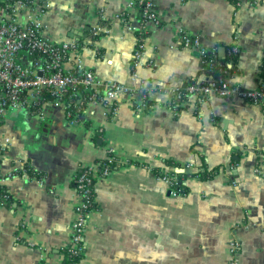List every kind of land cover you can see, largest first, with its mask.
Masks as SVG:
<instances>
[{
    "label": "crops",
    "instance_id": "crops-1",
    "mask_svg": "<svg viewBox=\"0 0 264 264\" xmlns=\"http://www.w3.org/2000/svg\"><path fill=\"white\" fill-rule=\"evenodd\" d=\"M148 1L158 24H146L133 76L140 16L130 0H43L42 37L80 44L64 68L79 62L99 83L130 92L86 103L73 125L62 106L7 114L0 264H65L79 203L74 179L109 153L122 166L93 185L78 264H264V109L216 96L186 97L177 115L171 108L177 89L204 81L199 51L182 45L186 37L215 49L218 61L235 45L228 85L259 87L264 0ZM100 27L106 30L94 35ZM155 83L161 88H148L142 102L139 90ZM167 161L218 170L210 181L188 179V193L172 197L153 171L166 170ZM232 242L239 244L233 257Z\"/></svg>",
    "mask_w": 264,
    "mask_h": 264
},
{
    "label": "built area",
    "instance_id": "built-area-1",
    "mask_svg": "<svg viewBox=\"0 0 264 264\" xmlns=\"http://www.w3.org/2000/svg\"><path fill=\"white\" fill-rule=\"evenodd\" d=\"M135 3L143 5V17L146 19L145 25L158 24L156 13L152 4L148 0H130L128 7L135 8ZM43 0H32L31 4H25L21 0H0V121L4 122L7 114L15 109L32 108L39 110L44 106L64 107L66 117L71 125L79 120V113L83 106L89 102L106 103L114 100L118 93H129L130 91L115 83H99L94 77V73L80 65L79 62L66 70L65 62L69 59L71 52L77 50L75 43H56L42 37L38 17L43 12ZM24 15L25 22H21ZM121 18V16H119ZM105 27L97 28L94 35L101 33ZM106 30V29H105ZM144 38H138L131 69L134 76L135 69L140 65V57L143 49ZM184 47H193L199 51L201 64L212 68L219 67V77L204 75V81L191 80L186 86L174 92L175 104L171 108L175 115L178 114L183 98L193 96L199 101H204L211 96L222 99L237 97L249 104L264 109V81L255 90H244L239 86H230L227 83L232 71V62L228 60L225 66L217 62L215 49L207 50L200 47L197 38L186 37L182 41ZM209 51V57H205ZM237 53L236 46L227 49V57L230 59ZM264 71V61L262 63ZM153 86L161 88L156 83L146 85L139 90L141 101L147 98L148 88ZM69 89L77 90L79 100L77 104L70 105L68 99L64 97ZM102 92L98 98V93ZM48 94L52 100H43V94ZM184 100V99H183ZM173 102V101H172ZM72 108L73 112L68 108ZM71 114L73 117L70 118ZM9 140L0 139V159L4 153L5 146ZM104 164L86 166L84 172L74 179V189L79 199V203L74 209V220L71 226L69 242V252L71 255L83 254V236L85 226L92 210L94 197L92 198L93 185L96 180L108 177L114 169L122 166L112 153L104 160ZM190 173H197L194 165L185 167ZM113 169V170H112ZM182 171V170H180ZM184 171V170H183ZM161 178L170 183L175 177L169 174L168 169L161 172ZM1 186V185H0ZM172 197L184 196L178 190L169 188ZM239 244L232 242L229 251L233 255L238 251ZM229 264H237L232 258Z\"/></svg>",
    "mask_w": 264,
    "mask_h": 264
},
{
    "label": "trees",
    "instance_id": "trees-1",
    "mask_svg": "<svg viewBox=\"0 0 264 264\" xmlns=\"http://www.w3.org/2000/svg\"><path fill=\"white\" fill-rule=\"evenodd\" d=\"M23 1V3L25 4H31L32 0H21ZM137 2V0H136ZM153 8V7H152ZM135 10L139 11V16H140V25H139V28H137V31H136V35L138 38H145V34L147 33V30H146V25H145V22H146V19L143 17V5L142 4H137L135 3ZM128 12H124L122 14V18L124 20H126V16H127ZM108 21H102L101 22V25H108ZM193 39V38H192ZM76 46V49H78L80 47V44L76 43L75 44ZM209 51L206 52L205 54V57H209ZM235 59L236 57H232L230 59H228V57H226L225 59L223 60H219L217 59V62H220L221 65L225 66V63L230 60L232 61V64L234 66L235 64ZM262 69V68H261ZM202 74L206 75V76H212V77H219L220 73H219V67L217 65H214L212 68H209L207 66H204L202 65ZM261 79L264 81V71H262V74H261ZM189 83V82H188ZM188 83H186L184 86H186ZM182 86V87H184ZM77 94V90L75 89H69L64 97L66 99H68L70 102V105L72 104H77L78 103V100H79V94ZM102 92L98 93V98L101 96ZM43 100H52L53 98H51L48 94H43ZM185 99V98H183ZM182 99V101H183ZM172 104H175V100L173 99V102ZM70 111L73 112V109L72 108H68ZM178 110H180V106L178 105ZM82 111H80L79 113V116H81V113ZM73 117V114H71L70 118ZM3 122L0 121V127L2 126ZM105 162L104 161H100L98 163H96L95 165H99V167L104 164ZM165 168L168 169V172L169 174L173 175L175 177L174 180L171 181L170 183V188L171 189H174V190H178L182 195H186L189 191V187L187 186L186 184V181L190 178H196L200 181H210L213 179L214 175L216 174V171L218 170L217 168H214V169H207V167H205V165H202L200 167H198L197 169H199V171L197 173H190L188 171H186L185 166H181V165H178L176 164L175 162L173 161H167L165 163ZM86 169V167H83L81 168L77 175L76 176H79L80 173L84 172V170ZM113 170V169H112ZM182 170V171H180ZM184 170V171H183ZM155 174L158 175V177L161 176V170H153ZM25 172L29 175H32L31 171L26 168ZM4 189L3 187L0 186V203H2V197L5 196L4 194ZM94 197V193H92V198ZM92 205H94V203H92ZM94 207V206H93ZM83 245V244H82ZM63 255L65 257V264H78L79 263V260L81 259L82 255L83 254H78V255H71L70 252H69V247L67 246L66 248H64L63 250Z\"/></svg>",
    "mask_w": 264,
    "mask_h": 264
},
{
    "label": "water",
    "instance_id": "water-1",
    "mask_svg": "<svg viewBox=\"0 0 264 264\" xmlns=\"http://www.w3.org/2000/svg\"><path fill=\"white\" fill-rule=\"evenodd\" d=\"M224 51V50H223Z\"/></svg>",
    "mask_w": 264,
    "mask_h": 264
}]
</instances>
